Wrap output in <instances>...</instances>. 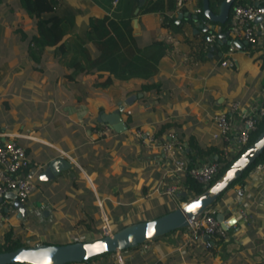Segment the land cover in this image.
Here are the masks:
<instances>
[{"label": "crops", "instance_id": "obj_1", "mask_svg": "<svg viewBox=\"0 0 264 264\" xmlns=\"http://www.w3.org/2000/svg\"><path fill=\"white\" fill-rule=\"evenodd\" d=\"M56 1L63 44L39 47L32 41L34 21L18 0H0V144L15 139L39 173L53 158L70 162L51 180L36 176L27 201L41 209L42 221L17 218L5 199L0 242L11 227L28 246L67 243L93 232L102 215L112 223L138 222L178 207L181 197L153 191L170 180L158 144L143 145L128 131L155 136L166 125L165 139L172 134L186 156L189 138L218 149L211 115L229 113L235 101L244 109L264 93V35L256 29L262 42L250 48L220 25L223 39L232 43L211 44L209 50L204 33L188 18L201 16L200 0L180 8L174 0H143L140 6L138 0ZM199 42L205 48L197 50ZM224 59L233 66H222ZM106 78L110 83L99 86ZM130 95L136 97L120 114L127 130L100 134L106 124L97 121L99 112H111ZM244 180L246 175L211 207L224 212L233 188ZM247 190V219L237 220L227 241H214L212 252L186 230L128 248L121 258L130 264H264V190ZM71 264L117 263L107 254Z\"/></svg>", "mask_w": 264, "mask_h": 264}, {"label": "built area", "instance_id": "obj_2", "mask_svg": "<svg viewBox=\"0 0 264 264\" xmlns=\"http://www.w3.org/2000/svg\"><path fill=\"white\" fill-rule=\"evenodd\" d=\"M175 5L180 8L189 0H174ZM194 12V11H193ZM195 13V12H194ZM257 16H262L255 21ZM258 27V28H257ZM228 28L235 36L241 38L250 48H255L261 44L262 38L256 33V29L264 35V0H234L231 5ZM222 66L232 67L231 60L224 59L220 62ZM213 131L211 138L218 141L220 150L218 155L211 154L204 158L194 160L190 163L189 157L184 153V147L172 134L167 138L157 140L152 133H143L140 129H135L133 135L139 138L143 145L157 143L162 155L164 174L170 179L164 185L154 188V193L164 195L169 198H179L184 184L180 183L179 178L187 176L196 182L205 191L217 178L222 160L231 159L236 156L244 147L247 146L251 134L264 120V93L260 102L251 103L246 108L241 109L238 102L230 105L229 113L216 112L211 115ZM111 129L105 125L100 134H106ZM40 167L32 163L27 157L23 146L10 138L0 144V213L5 205L4 194L16 190V199L23 204L25 216L22 219H36L42 221V211L33 203L27 200L36 188V176ZM246 177L248 181L238 183L233 188V201L225 206L224 212L214 207H208L204 212L198 214L194 219H188L186 230L190 239L198 240L204 248H209L214 241L221 239L228 240V231L234 229L239 219H247V207L243 206V197L248 192V187L256 186L264 190V161L252 166ZM202 191V192H203ZM186 196V192H185ZM196 196V195H195ZM182 200L179 206L187 201ZM10 212L16 210L9 206ZM221 213L220 221L215 219V213ZM226 213V214H225ZM7 217V216H6ZM5 217V218H6ZM233 222H230V220ZM101 231L98 234L111 235L112 232L107 225V217L101 216ZM93 232L88 235H80L72 238V241H86L94 239ZM114 256L117 264H125L120 256V251L110 253Z\"/></svg>", "mask_w": 264, "mask_h": 264}, {"label": "water", "instance_id": "obj_3", "mask_svg": "<svg viewBox=\"0 0 264 264\" xmlns=\"http://www.w3.org/2000/svg\"><path fill=\"white\" fill-rule=\"evenodd\" d=\"M143 0H138V6ZM234 0H214L216 10L209 5V0H200L201 16L196 14L188 15L194 22V30H200L204 33L203 40L213 46H221L223 43L229 45L232 41L223 39L224 34H229L233 39L234 35L225 31H220L228 19L231 5ZM137 8L135 9V12ZM262 16H257L258 21ZM225 27V26H224ZM226 28V27H225ZM136 96L140 97L141 93ZM130 95L116 104V108L109 113L102 111L97 115V121L106 124L116 133H122L127 130L126 125L121 119V112L130 105L136 97ZM133 132V130H129ZM264 150V126L253 141L240 153V155L228 165L222 174L203 192L188 200L184 205L173 208L172 210L157 216L131 224H127L111 235H104L100 238L73 241L64 244L38 243L30 246H20L10 251L0 252V264L27 263V264H66L72 262H84L93 257L104 253L121 251L128 248H134L144 241L161 237L171 231L187 226L188 219H194L198 214L204 212L210 207L219 195L229 186L237 181L243 171L254 162V160ZM70 168V162L62 157L49 160L42 171L38 174L39 181H48L53 179L63 170ZM15 191L12 190L4 194V198L10 199L11 206L17 211L16 217L24 218L25 209L15 197ZM180 197H185V192H180ZM7 211V208H4ZM45 214V211H43ZM215 219L220 221L222 214L215 213ZM230 222H233L231 219Z\"/></svg>", "mask_w": 264, "mask_h": 264}, {"label": "trees", "instance_id": "obj_4", "mask_svg": "<svg viewBox=\"0 0 264 264\" xmlns=\"http://www.w3.org/2000/svg\"><path fill=\"white\" fill-rule=\"evenodd\" d=\"M217 1V0H216ZM20 7L26 12V14L32 18V20L34 21L35 24V34L32 36V41H34L39 47H45V46H56V44H59L58 47H61L63 44V31L60 27V19L61 17L59 16V14L56 11L57 8V1L56 0H18ZM212 3H214V0H209V5L211 6ZM198 13L201 14V10L199 8ZM229 18V15H228ZM169 24L170 25H174V21L173 19H169ZM225 27H228V19L226 21V23L224 24ZM223 26V27H224ZM196 48H198L197 50L203 49L205 48V46L199 42L198 44H196L195 46ZM106 82H102L99 83V86H104L110 83V79L106 78ZM147 88V85H143L139 88V90H144ZM263 126H264V120L262 121ZM261 123V124H262ZM260 124V125H261ZM259 125V126H260ZM166 125H161L156 133L155 136L159 139L162 140L165 138V134L163 133L164 127ZM258 126V127H259ZM259 127L257 128V130L251 134V137L249 139V142L247 144V146L253 141V139L257 136V134L261 131V129L263 128ZM246 146V147H247ZM244 147L236 156H234L231 159H224L222 160L220 158V156H218V159L221 161V167L219 169L218 175L216 178H218L222 172L228 167V165L230 163H232L239 155L240 153L246 148ZM187 156L190 159V163L193 162L196 158H202L205 157L207 155H211V154H217L219 153V149L214 148L213 146H200L198 145L193 139L189 138L187 141ZM264 161V150L261 152V154L254 160L253 163H251L241 174V176L239 177V179L235 182H233L228 189H226L224 192H222L219 197L216 198V200L218 201L219 198L227 191L230 190V188L232 187V185L236 184L239 180H241L244 175H246V173L248 172V170L256 165L259 162H263ZM184 182L183 184L185 185L183 187V190L188 194L186 197V201L190 200L191 198H193L195 195L200 194L203 189L196 183L194 182L191 178L187 177V176H183ZM182 200H184V198H182ZM215 200V201H216ZM3 212V210H2ZM168 212V211H167ZM166 213V212H165ZM162 214H158L155 215L152 218H155L157 216H160ZM137 221H125V223L121 226H117L116 228H114L112 222L109 220V218H107V225L110 228L111 232H115L117 230H119L120 228L124 227L127 224H131ZM101 225L102 222H100L98 225H96L95 227H93V233L95 234L94 239L96 238H100L102 237V235L98 234V232L100 233L101 231ZM88 231H91V227H87ZM90 229V230H89ZM174 231H178V232H184L186 231V227L184 228H179L176 229ZM173 232V231H172ZM172 232H169L165 235H168ZM69 242V241H68ZM67 242V243H68ZM147 242V241H144ZM45 243L47 244H64L66 242H51V241H46ZM20 246H28L25 243H23L20 238L18 236H15L13 234L12 228L8 227L1 238V242H0V252L3 251H10V250H14L17 247ZM213 246L209 248H206L207 251L212 252L213 251ZM204 248V247H203ZM205 249V248H204ZM128 249H124L121 250L120 252L122 253V251H125ZM112 253V252H110ZM110 253H104L101 254L99 256L93 257L87 261L81 262V263H87L89 261H93L96 260L98 257L103 256V255H107ZM73 263V262H72ZM66 264H71V263H66Z\"/></svg>", "mask_w": 264, "mask_h": 264}, {"label": "rangeland", "instance_id": "obj_5", "mask_svg": "<svg viewBox=\"0 0 264 264\" xmlns=\"http://www.w3.org/2000/svg\"><path fill=\"white\" fill-rule=\"evenodd\" d=\"M211 8L214 9V10H216L217 7H216L215 4L212 3ZM262 126H263V123H262L259 127H262ZM259 127H258V128H259ZM160 214H162V213H160ZM154 216H155V214H154V215H152V214H148V215H147V217H149V219L152 218V217H154ZM142 219H143V218H142ZM143 220H146V217H144ZM124 223H125V221H119V220H118V221H114L112 224H113L114 228H116L117 226L119 227V226L123 225ZM118 227H117V228H118ZM117 228H116V229H117ZM110 255H111V254H110ZM123 255H124V253H121V252H120V256L122 257ZM123 257H124V256H123ZM123 257H122V258H123ZM123 261H124V260H123ZM124 262H125V264H130V263H131V262L127 261V260H125ZM116 263H117V262H116Z\"/></svg>", "mask_w": 264, "mask_h": 264}]
</instances>
